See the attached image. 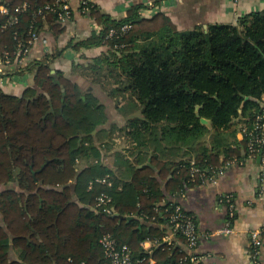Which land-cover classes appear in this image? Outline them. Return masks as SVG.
Instances as JSON below:
<instances>
[{
	"label": "trees",
	"instance_id": "16d2710c",
	"mask_svg": "<svg viewBox=\"0 0 264 264\" xmlns=\"http://www.w3.org/2000/svg\"><path fill=\"white\" fill-rule=\"evenodd\" d=\"M55 3L0 0V10L9 12L0 11L1 56L15 62L20 46L31 48L30 32L38 36L47 22L58 39L66 29L56 13L37 15ZM24 4L30 8L15 13ZM94 8L90 19L102 26L100 35L74 47H109L82 70L119 110H141L123 130L131 177L106 164L110 147L97 142L107 131L93 135L107 124L105 106L39 63L37 89L22 98L0 90V264H109L99 244L103 234L127 245L136 263L182 264L184 239L173 245L163 239L169 214L180 205L176 197L200 182H193L192 166L205 171L250 154L248 137L237 139L236 121L252 128L264 109V10L205 31L180 30L164 13L144 18L139 7L119 21ZM14 16L18 22L11 24ZM125 25L130 29L122 32ZM112 29L117 33L109 37ZM149 158L151 166L141 168ZM15 172L18 189H11ZM103 178L112 185L96 182ZM102 194L112 199L111 213L97 206ZM146 241L161 245L149 253Z\"/></svg>",
	"mask_w": 264,
	"mask_h": 264
},
{
	"label": "crops",
	"instance_id": "0c3cea01",
	"mask_svg": "<svg viewBox=\"0 0 264 264\" xmlns=\"http://www.w3.org/2000/svg\"><path fill=\"white\" fill-rule=\"evenodd\" d=\"M80 1L70 0L74 12L73 20L64 23L66 30L58 39L54 37L52 25L49 22L43 25L29 50L25 64L22 65L26 68L23 69L18 62L3 64L0 53V68L3 69V75H0V90L8 95L22 98L29 88L37 89L33 82L36 65L46 61L52 69V74L61 72L78 84L83 91L92 92L105 106L108 117L107 124L98 128L93 135L96 136L101 130L107 131L97 144L105 148L110 147V151L109 149L104 151L106 164L115 170L116 175L127 180L131 177L128 166L134 165V161L126 152L131 145L123 130L129 119L141 118L142 113L141 110L133 112L119 110L115 102L101 88L89 81L83 73L78 74L80 70L84 72L82 66L88 65L91 59L107 54L110 50L109 47L82 48L81 50L74 47L77 43L88 39L94 29L93 21L82 15ZM90 1L102 14L118 21L126 18L128 11L134 7L140 8L139 12L144 18H152L164 13L180 30L202 27L207 31L212 24L235 25L240 17L264 10V0ZM99 27L102 31V26L99 25ZM101 31L94 33L100 35ZM206 121L207 124L203 125L212 130V122ZM239 121L240 119L236 121L238 125L236 129L239 130L237 139L241 141L243 135L240 133L242 126ZM148 163L151 164V158L140 167L148 166ZM17 175L15 172L11 189H18L15 183ZM263 176L264 167L259 158H248L226 168L224 174L217 176L215 181H200L199 184L187 187L182 195L176 197V202L196 219L201 233L196 254L202 257L205 264H264V239L262 253L257 257L254 255L250 238L251 232L264 228ZM223 195L233 197L236 217L234 221L232 220L231 227L237 232L234 235L212 237L210 234L224 228L230 220L228 207L221 199ZM177 240L178 237H174V242ZM181 245L184 247L183 244ZM146 247L149 253L155 248L151 243H148Z\"/></svg>",
	"mask_w": 264,
	"mask_h": 264
},
{
	"label": "built area",
	"instance_id": "2783aa9c",
	"mask_svg": "<svg viewBox=\"0 0 264 264\" xmlns=\"http://www.w3.org/2000/svg\"><path fill=\"white\" fill-rule=\"evenodd\" d=\"M94 4L90 0H81L80 1V10L82 15L90 18V13L94 8ZM28 4H24L15 9V13L20 14L26 12L29 9ZM3 14H8V9L6 7H1L0 10ZM45 12H54L56 13V18L59 22L66 23L73 20L74 12L71 7L70 0H56V3L52 6H47L38 10L37 15L43 16ZM11 24L18 22V17L14 16L11 19ZM93 32L101 31V28L96 22H93ZM130 29V26L125 25L122 27V32H127ZM117 31L112 29L109 33V37L115 36ZM31 38L29 40V45H32L33 42L37 39V34L32 30L30 32ZM29 48L25 47L20 49L17 53V58L15 62H18L21 66L25 64L26 57L29 53ZM8 54H5L2 57L3 64H12V61L8 58ZM22 68H26L23 67ZM3 75V69L0 68V75ZM242 135L248 137L247 148L249 151L248 158L260 160L261 165L264 167V109L258 114L257 122H255L252 128H246V126L241 128ZM239 163L237 160L230 161L226 163L223 167H215L209 170L201 171L200 169L192 166L191 174L193 182L200 179V181L210 180L215 181L217 176L223 175L226 168L229 166ZM96 182L106 184L111 186L112 183L108 181V178L97 179ZM263 192H264V176H263ZM222 202L228 207L229 210V223L221 229H218L210 236H229L236 234V230L231 227L232 220L236 217L235 205L233 203V197L231 195H223L221 197ZM112 199L106 195L102 194L98 198L97 206L103 207L105 212L111 213L112 210L108 208V205L111 204ZM169 233L163 239L164 243L173 245L174 237H180L184 239V247L180 249V253L184 255L181 259L182 264H205L202 257L196 254V249L198 247L199 241L201 239V233L199 231L195 217L188 213L181 205H177L173 211L170 212L168 217ZM250 238L252 246L254 248V255L259 257L262 253L263 239H264V228L256 230L250 233ZM148 243H151L154 247L160 246L159 241H146L142 244L145 250H149L146 246ZM99 244L103 250L104 257L108 260L109 264H144L136 263L133 258L132 250L127 245H119L112 237L111 234H103L99 240ZM86 264V263H81ZM147 264H157L154 259L150 260Z\"/></svg>",
	"mask_w": 264,
	"mask_h": 264
},
{
	"label": "rangeland",
	"instance_id": "374dc122",
	"mask_svg": "<svg viewBox=\"0 0 264 264\" xmlns=\"http://www.w3.org/2000/svg\"><path fill=\"white\" fill-rule=\"evenodd\" d=\"M82 73L85 75V73L82 72L81 70H80V72H79L78 74H82ZM86 76L90 78L89 81H91V82L93 81V82H94L95 79H93V76H92V75H86ZM94 83H95V82H94ZM95 84H96V83H95ZM96 85H97L98 88H101L100 85H98V84H96ZM98 90H99V89H98ZM98 92H99V91H98ZM99 93H100V92H99ZM102 94H103V93H102ZM101 96H102V95H101ZM120 144H121V143H120Z\"/></svg>",
	"mask_w": 264,
	"mask_h": 264
},
{
	"label": "water",
	"instance_id": "95a60500",
	"mask_svg": "<svg viewBox=\"0 0 264 264\" xmlns=\"http://www.w3.org/2000/svg\"><path fill=\"white\" fill-rule=\"evenodd\" d=\"M246 100H248V99H246ZM202 124H207V121H206L205 119H202ZM148 166H151V164L148 163ZM114 213H115V216L120 217L121 220L124 219V217H122V216H120V215H118V214L116 213V210H115V209H114ZM137 219H138V218H137Z\"/></svg>",
	"mask_w": 264,
	"mask_h": 264
}]
</instances>
